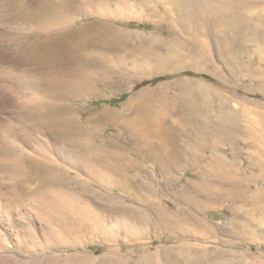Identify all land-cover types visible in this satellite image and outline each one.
Returning a JSON list of instances; mask_svg holds the SVG:
<instances>
[{
    "label": "bare ground",
    "instance_id": "6f19581e",
    "mask_svg": "<svg viewBox=\"0 0 264 264\" xmlns=\"http://www.w3.org/2000/svg\"><path fill=\"white\" fill-rule=\"evenodd\" d=\"M33 2L31 8L21 0L15 5L18 19L30 32L4 56L16 72L9 70L10 80L0 84L2 105L22 122L27 136L22 145L11 140L12 147L0 151V172L9 193L0 201V238L9 241L4 246L8 256L32 238V218L22 213L30 207L37 218L59 226L60 234L70 238L86 234L109 242L120 233L130 241L165 234L172 241L155 253L142 252L133 262L116 255L112 264H264V253L235 243L253 242L252 234L264 238V230L256 225L262 221L264 227V161L256 159L242 169L219 148L225 140L233 144L243 131L242 111L234 106L239 88L235 80L238 73L249 71L241 60L226 56L237 48L235 37L264 41V0ZM88 14L121 21L152 19L165 23L172 36L195 42L190 46L184 40L125 31L105 20L75 24ZM206 37L217 39L230 72L208 56ZM132 41L139 53L135 66L143 77L178 69L208 70L226 93L200 81L181 80L141 89L121 109H103L88 120H76L65 102L94 76L93 55L122 50ZM261 79L255 87L264 92ZM92 120L113 126L109 138L96 141ZM246 131L255 134L254 127ZM256 141L252 144L261 145ZM26 145L33 154L22 155ZM257 152L264 158V141ZM146 162L159 168L172 190L145 181ZM181 168L195 177H170V171ZM163 191L169 205L159 200ZM218 207L229 214L219 225L205 217ZM220 233L228 238L213 240Z\"/></svg>",
    "mask_w": 264,
    "mask_h": 264
},
{
    "label": "rangeland",
    "instance_id": "374dc122",
    "mask_svg": "<svg viewBox=\"0 0 264 264\" xmlns=\"http://www.w3.org/2000/svg\"><path fill=\"white\" fill-rule=\"evenodd\" d=\"M18 1L20 2V0L0 1V84L10 80L9 70L16 72L8 65V63L5 62L4 56L18 48V44L15 41L19 37L25 38L30 32L29 26L24 24V22L21 23L20 19L17 17L16 6L18 5ZM21 1H25L26 5L28 4L30 8L34 3L33 0ZM29 2L31 4H29ZM104 20L111 23L110 25L120 27L125 31L146 33L147 35L155 34L154 36L157 35L163 39L173 38L179 39V41L184 40L187 41L190 46H192L193 42H195L192 38L187 36H184V38L172 36L165 23H157V21L152 19H125L121 21L114 18L107 19L104 17H92L88 14L81 15V20L79 21L76 19L75 24L79 26L88 21H94V23L99 24ZM233 38L234 37H231L230 39L233 40ZM205 39L208 45V56L212 60L216 58V64L222 69L224 68L223 71L227 73L230 72V70H228V65L225 64V57H222V52L218 51L217 39H215V37H206ZM234 39H238V44L236 45L237 48L234 49L235 51L232 50V52L226 57L231 61L241 60L239 63H242L247 67L249 66V71L247 72L243 70L245 72L238 73L237 79L235 80V83L239 86V88L237 91L238 97H236L237 99L235 98L236 105L234 104V106L236 108L238 105L237 109L242 111L239 112L242 113V115L240 113V118L242 117L240 119L242 123L240 124L243 127V131L239 132L238 136L236 135V141L233 140V144L229 143L228 140H225L220 143L219 148L221 146L220 154L222 153V156L224 155L227 159H233L238 166L243 167L242 169H246L249 168L256 159L257 161H264V158H262L263 156L258 154V152L256 153L258 148L262 149L264 141V127H262V125L264 126L262 121L264 120V92H261L258 89L256 90L255 87L256 83L259 81L258 78L263 79L264 77V41L257 39L254 36H245L242 38L235 37ZM243 48L248 51H242ZM120 49L121 48L116 50L111 49L107 50V52L105 50L102 53L93 55L94 58H92V61L90 62V68L93 70L94 76L92 78L90 77V83L87 81L85 86H88H80L78 91H74V95L71 96L72 100L68 99L65 102L72 110V114L76 120H88L103 109H121V107L141 89L156 88L166 83H174L181 80L200 81L205 85L214 88L217 87V89L226 93V89L221 87L222 85L220 82H218L212 74H208V70L195 71L192 68L185 70L178 69L174 71L157 72L143 77L141 73L139 74L140 68L137 69L135 66L136 61L139 59L136 43H134V41L129 42V45L122 47V50ZM218 52L220 53L218 54ZM139 75H141V77ZM243 88L247 89L244 90ZM248 88L256 91L251 92ZM6 94L9 96L8 92H6ZM6 108L7 107H4L0 100V151L2 149L9 150L12 147V141H14L15 144L19 143L22 145L21 141L25 140L24 138H27L25 132L23 131L24 125L22 122L13 116L10 108ZM255 111L259 114L256 115ZM243 116L246 119L243 118ZM244 124H246L245 127ZM90 125L94 130V136L98 139H96L97 142L103 140L104 138H109V133L113 132V126L98 123L97 120H92ZM253 127L255 130L254 135L246 131V129H250L252 131ZM258 132L261 133L262 136ZM248 136L249 138H252H250V141ZM255 139L259 140V142ZM254 141L261 145H253L252 143ZM20 150L23 156L27 152L33 154L31 148L27 145ZM47 153L48 156L52 155V158L56 159L51 151L47 150ZM56 161L58 163H62V161L60 162V159H56ZM143 166L146 167L147 170V172H144L143 174L145 181L153 182L156 189L161 190L166 186L167 191L172 190V187L174 186L171 183L164 181V178H162L160 170L157 166H152L150 162L144 163ZM145 175L148 176L146 177ZM170 177L177 178L178 181H184L195 176L188 168H181L177 172L174 170L170 171ZM5 178V174L0 172V197L2 196L0 201H6V197L9 196L7 187L8 183L6 184L7 180ZM181 185L182 182L178 184V186ZM110 193L115 194L116 191L113 190ZM165 193L166 191L161 192L159 200H161L164 205H169L170 202H168L167 197H165ZM24 211L27 213L26 215H30L29 217L32 218L30 221V228L32 229L33 234L32 238L31 240L27 239L24 244L22 243L23 247L20 252H18L16 248H13L14 254L11 257L8 256L9 253H7V249L4 248V246L9 243L8 239L3 241V239L1 240L0 238V243L2 244L0 245V264H112L114 263L112 259H114L116 255L124 256L123 258L133 262L137 260L138 256L142 252L155 253L166 246L172 245V241L169 240L165 234H160L157 238L154 236H147L143 239L130 241L124 238V235L120 233L117 234V239L109 242H104L96 236L89 237L86 234L70 238L60 234L59 226H53L46 222V220L43 222V220L37 218L38 216L34 208H24L22 213L25 214ZM205 217L212 223L219 225L227 221L229 214L227 208L218 207L208 211L205 214ZM257 221H255V224ZM261 224L262 221H259L256 225L262 226ZM260 226L259 230H264V227ZM3 236L4 235H2V237ZM224 236H227L226 233H220L216 237L217 239L214 238L213 240L224 242ZM227 238L228 237H226V239ZM251 239L254 240L251 243L245 241V239H239L238 241L235 240V243L238 247L241 246L253 252L264 253V238H262V236L252 234Z\"/></svg>",
    "mask_w": 264,
    "mask_h": 264
}]
</instances>
